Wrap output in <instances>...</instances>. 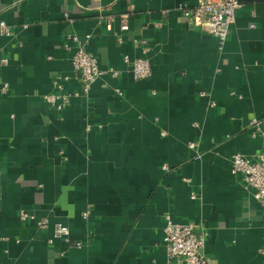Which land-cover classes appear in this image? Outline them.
<instances>
[{
  "label": "crops",
  "instance_id": "1",
  "mask_svg": "<svg viewBox=\"0 0 264 264\" xmlns=\"http://www.w3.org/2000/svg\"><path fill=\"white\" fill-rule=\"evenodd\" d=\"M196 2L0 0V264H166L165 216L203 223L204 264H264V209L229 165L261 149L264 0H240L221 47L178 11ZM80 47L119 75L57 111L44 96L56 78L80 92ZM56 224L68 240L49 244Z\"/></svg>",
  "mask_w": 264,
  "mask_h": 264
},
{
  "label": "built area",
  "instance_id": "2",
  "mask_svg": "<svg viewBox=\"0 0 264 264\" xmlns=\"http://www.w3.org/2000/svg\"><path fill=\"white\" fill-rule=\"evenodd\" d=\"M240 0H197L193 7L180 5L178 11L184 20L192 27H197L203 31L210 33L217 40L221 47L229 33L230 26L235 21V12L240 8ZM123 17V16H122ZM106 30L111 29V25L105 22ZM121 30H127L126 24H121ZM0 32L7 35L9 28L4 22H0ZM77 41L75 38L71 39ZM3 64L6 60L2 61ZM123 62L129 66L130 72L135 79H144L150 75V66L147 60L141 58L129 59L128 56L123 57ZM70 65L77 74L78 82L81 90L79 93L66 94L63 93V81L66 78H56L52 85L55 92L44 96V99L55 110L61 111L68 106L71 97L78 95L86 96L90 86L100 76L110 75L117 77L119 71L108 68L101 70L98 67L96 58L85 52L81 47L78 48L70 58ZM6 85L2 91H5ZM203 96V94H200ZM211 106L214 103H210ZM197 124H194L196 126ZM262 122L258 118H252L249 122L251 136L259 137L261 141V149L255 158H248L241 153H234L229 157L230 172L233 175H239L242 180L243 187L246 190H252V196L261 208L264 209V129ZM88 131L90 128L87 129ZM188 148L195 150V144L190 143ZM195 159L200 157L195 151ZM167 169L166 166L163 167ZM190 198L194 200L196 194L192 192ZM89 212L82 214L83 220H88ZM20 220L32 219L27 214H20ZM164 226L162 229V245L165 252L166 264H204L206 260L203 254L206 242L207 231L202 222L189 221L186 223H174L165 216ZM38 228H45L46 222L39 221L36 223ZM69 230L66 226L56 224L54 226L52 236L48 239L51 244L56 239L68 240ZM88 244L89 239L86 240ZM75 247L84 245L82 242H76Z\"/></svg>",
  "mask_w": 264,
  "mask_h": 264
}]
</instances>
